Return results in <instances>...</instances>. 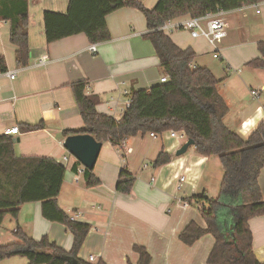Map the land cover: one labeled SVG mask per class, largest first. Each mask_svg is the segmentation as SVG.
<instances>
[{"label": "crops", "instance_id": "1", "mask_svg": "<svg viewBox=\"0 0 264 264\" xmlns=\"http://www.w3.org/2000/svg\"><path fill=\"white\" fill-rule=\"evenodd\" d=\"M28 1L30 61L27 66L17 62L16 46L10 41V24L0 22V59L6 71H18L12 80L3 74L0 64V135L15 126L44 123L43 128L12 135L17 139L16 153L48 157L59 162L64 156L68 157V172L58 204L68 215L82 212L78 220L91 226L78 253L79 259L88 264H97L101 259L105 264H137L139 253L134 246L141 245L151 256L150 264H208L209 253L215 244L214 236L207 233L193 245H187L179 235L192 221L202 228L207 227L200 213L184 199L197 193L217 197L211 194L210 185L218 181L220 189L223 173L218 157L200 155L195 146L188 149L189 153L177 156L176 151L185 141L169 135L173 142L165 144L162 139L149 158L150 164L145 162L142 165L144 174L151 175L147 185H142L136 183V173L127 162L133 149L131 144L137 143L139 152H142L143 145L137 140H143L145 136L127 139L121 153L115 151L110 142H104L103 146L108 143L112 149L102 160L108 166L94 167L93 173L101 182L88 187L83 176L76 180L78 175L71 167L77 159L64 146L69 136L65 131L79 129L84 124L74 101L73 82L87 81L86 92L100 97L98 111L120 119L127 98L124 90L132 94L135 90L150 88L164 76L152 43L144 37L148 32L144 14L138 8L127 6L108 15L111 39L98 42L97 53L93 54L87 49L91 42L83 33L52 43L46 40L44 11L64 13L69 0ZM140 1L153 8L158 0H150L151 3ZM259 5L225 11L228 35L219 43L221 59L227 56L230 44L239 48L237 72L231 73L238 77L229 75L222 85L218 78L217 88L229 107L225 123L243 137H247L264 120V72L248 65L260 55L257 44L264 39V4ZM186 17L176 19L180 21ZM249 25H252L251 30H258L253 38ZM247 31L250 32L248 36ZM167 34L178 46L191 47L196 52V65L202 66L198 62L199 56L211 48L205 38H192L186 29L172 30ZM233 36H236L235 40ZM44 54H48L50 62L38 67L37 61ZM253 89L259 90L258 96L251 93ZM153 138L156 140L158 136ZM161 151L172 155L171 161L152 168ZM125 166L135 178L130 194L116 189L120 171ZM77 184L83 186L78 187ZM259 184L264 196V167ZM67 186L69 191L75 190L78 198L69 199ZM177 196L184 203L179 201L171 211ZM90 201L93 202L90 208H83L82 203ZM249 225L254 236L255 254L264 261V215L252 218ZM17 229L34 240L47 236L64 250L72 249V232L60 222L45 219L41 202L24 204L17 218L5 219L0 226V245L14 242ZM91 255L96 257L94 261L89 260ZM0 264H29V260L16 255L0 261Z\"/></svg>", "mask_w": 264, "mask_h": 264}, {"label": "trees", "instance_id": "2", "mask_svg": "<svg viewBox=\"0 0 264 264\" xmlns=\"http://www.w3.org/2000/svg\"><path fill=\"white\" fill-rule=\"evenodd\" d=\"M258 3L264 4V0H158L153 8H148L140 0H69L64 13L44 11L48 43L81 33L91 43L104 42L111 39L108 15L127 6L138 8L144 14L148 28L144 37L152 43L168 80L135 90L131 94V106L120 119L98 111L100 97L86 92L87 81L73 82L74 101L84 124L65 132L90 134L97 141L110 142L117 148L138 135L183 131L187 139L195 141L197 153L218 157L223 173L219 195L197 193L184 199L198 206L207 227L192 221L179 235L182 242L193 245L204 234H212L215 244L208 264H264L255 254L249 225L252 218L264 215V196L259 184L264 167V120L247 137L229 128L225 123L229 107L217 88L220 80L209 68L196 65V52L191 47L178 46L161 27L182 16L199 17ZM0 21L10 24V41L16 46L17 62L27 66L30 61L29 1L0 0ZM257 47L260 55L248 65L264 72V39L258 41ZM0 64L2 71H6L2 59ZM44 126V123L24 124L19 130L28 132ZM16 142L12 135H0V226L7 217L17 218L24 204L41 202L43 217L66 225L74 241L72 249L66 251L47 236L37 241L17 229L14 242L0 245V261L20 255L29 264H88L79 259L78 253L91 226L80 220L71 221L58 204L67 165L48 157L18 155ZM171 159L172 155L161 151L153 164L159 167ZM79 167L83 166L76 160L71 170L77 174ZM82 176L88 187L101 182L87 168ZM134 180L128 168L123 167L117 191L132 193ZM134 250L139 253L137 264H150L151 256L144 246L135 245ZM97 264L105 262L101 259Z\"/></svg>", "mask_w": 264, "mask_h": 264}, {"label": "built area", "instance_id": "3", "mask_svg": "<svg viewBox=\"0 0 264 264\" xmlns=\"http://www.w3.org/2000/svg\"><path fill=\"white\" fill-rule=\"evenodd\" d=\"M259 4L262 3L254 4V6L259 7L260 6ZM257 12H260L259 8H257ZM0 22H4V21H0ZM161 29L166 33L176 29H186L190 32L192 38H199V37L205 38L212 48V54L214 58L221 59L219 43L228 35V22L225 19V11H217L199 17L188 16L180 21L178 19L169 20L161 27ZM87 49L93 54L97 53L98 43H90ZM49 62H50V57L48 56V54H44L38 59L37 66L42 67L47 65ZM17 73H18L17 70H7L3 72V74H5L7 77H9L12 80L16 78ZM167 80H168L167 75H164L160 78V82L162 83L166 82ZM123 93L124 95L127 96V100L122 109V114H124V112L131 106V103L133 101L132 95L129 94L127 90H124ZM251 93L254 96H258L259 90L253 89ZM168 131H169V135L173 138H177L181 140L183 139L185 142L188 140L185 132L183 131L180 133H178V131L175 130H168ZM19 133L20 130L19 127L17 126L5 130V134L7 135H16ZM150 135L152 137L158 136L155 133H150ZM123 146L124 143L122 147ZM62 163L67 165L68 163L67 156L63 157ZM84 168H85L84 166L79 167L77 172L78 176L76 177L77 181L79 180L80 176L83 175ZM183 180L184 177H182L181 181ZM81 215L82 212H72L69 215V217L71 221H78ZM95 258H96L95 256L91 255L89 260L94 261Z\"/></svg>", "mask_w": 264, "mask_h": 264}, {"label": "rangeland", "instance_id": "4", "mask_svg": "<svg viewBox=\"0 0 264 264\" xmlns=\"http://www.w3.org/2000/svg\"><path fill=\"white\" fill-rule=\"evenodd\" d=\"M150 0H146V3H151L149 2ZM249 30L252 31V35L251 38H253L255 36L256 33H258V30L256 31L255 29H250L252 28V25L248 26ZM176 32V31H174ZM246 35H250V32L247 31ZM236 36H233V40H235ZM232 39V38H231ZM229 40L230 42H232V40ZM208 51L206 53H203L201 56H199V64L202 66H206L207 68H209L213 74H215V76L219 79H221L220 83L221 85L223 84V82L225 81V79L230 75L231 77H238L237 74H231V73H236L237 68H236V64L239 58V48H237V46L235 44H230L228 51H227V56L223 57V59H216L213 58L212 56V48L208 47ZM229 60V61H228ZM230 64V66L228 65ZM127 98L125 99L126 102ZM125 104V103H124ZM118 115H120V113H117ZM182 131H178V133H180ZM158 138L155 140L153 137L150 136V133L146 134L143 140H137L138 142H141L143 145V151L139 152V145L137 143L131 144V147L133 148L131 153L130 158L128 159V166L130 168H132V170L136 173L135 175L137 176V180L136 183L138 184V182L142 183V185H147V182L149 181L151 175H146L144 174V171L142 170V165L145 162H148L150 164L149 158H151L153 156V152L156 150V146L162 143V139L164 140L165 144L169 143V142H173L172 138L168 137L169 136V131H165L161 134H157ZM183 140V139H182ZM110 144H105L104 146H102L100 155L98 157V161L96 163L95 168L98 167H102L104 166H108L107 164H103L102 160H104L103 156L107 154V151L111 149V147L109 146ZM130 145V144H129ZM125 146V145H124ZM123 146V147H124ZM123 147H117L115 149V151L120 152L121 153V148ZM190 151V150H189ZM189 151L187 153H189ZM71 154V153H70ZM121 156V155H120ZM126 164V163H125ZM152 164V168H153ZM95 168L93 171H95ZM217 181V180H216ZM185 184V183H184ZM78 185V184H77ZM82 187L83 184H79L78 187ZM153 188V187H152ZM67 191V196H69V199L72 198H78L75 195V190H68V186L67 188H65ZM210 192L212 195L214 196H218L220 193V189H219V182H215L213 185H210ZM76 193H78V190L76 191ZM211 195V196H212ZM176 202L174 204V206L172 207L171 211H173L176 208V204H178L179 201H181L182 203H184L182 201V199H178V196L176 197ZM93 202L90 201L88 204H85L84 202L82 203L83 208L89 209L90 208V204H92ZM190 205V204H189ZM191 207L194 208V210H196L197 212L200 213L198 206L196 204L190 205ZM201 215V213H200ZM202 216V215H201ZM203 218V217H202ZM205 221V220H204ZM7 259V258H6Z\"/></svg>", "mask_w": 264, "mask_h": 264}, {"label": "water", "instance_id": "5", "mask_svg": "<svg viewBox=\"0 0 264 264\" xmlns=\"http://www.w3.org/2000/svg\"><path fill=\"white\" fill-rule=\"evenodd\" d=\"M207 109L211 110L209 107H207ZM194 145L195 141L193 139H188L176 151V155L181 156L185 154L188 149ZM64 146L85 168L93 170L100 155L103 142L97 141L90 134L81 133L67 136Z\"/></svg>", "mask_w": 264, "mask_h": 264}]
</instances>
